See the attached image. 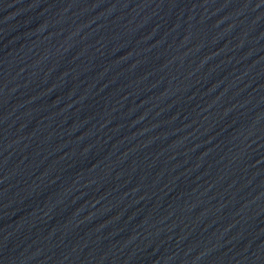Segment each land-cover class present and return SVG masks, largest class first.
I'll return each mask as SVG.
<instances>
[{"label": "water", "instance_id": "obj_1", "mask_svg": "<svg viewBox=\"0 0 264 264\" xmlns=\"http://www.w3.org/2000/svg\"><path fill=\"white\" fill-rule=\"evenodd\" d=\"M0 264H264V7L1 98Z\"/></svg>", "mask_w": 264, "mask_h": 264}]
</instances>
